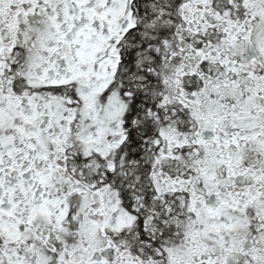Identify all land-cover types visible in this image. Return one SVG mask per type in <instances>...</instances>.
Returning a JSON list of instances; mask_svg holds the SVG:
<instances>
[{"label":"snow or ice","instance_id":"1","mask_svg":"<svg viewBox=\"0 0 264 264\" xmlns=\"http://www.w3.org/2000/svg\"><path fill=\"white\" fill-rule=\"evenodd\" d=\"M0 264H264V0H0Z\"/></svg>","mask_w":264,"mask_h":264}]
</instances>
